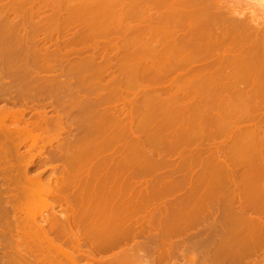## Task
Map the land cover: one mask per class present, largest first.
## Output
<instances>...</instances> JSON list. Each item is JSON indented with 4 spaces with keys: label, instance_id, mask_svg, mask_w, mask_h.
<instances>
[{
    "label": "bare ground",
    "instance_id": "1",
    "mask_svg": "<svg viewBox=\"0 0 264 264\" xmlns=\"http://www.w3.org/2000/svg\"><path fill=\"white\" fill-rule=\"evenodd\" d=\"M214 2L215 0H0V28L7 31L10 39L19 45L18 49H12V56L10 53L9 55L15 59L22 57L23 60H28L22 61L24 64L31 62L28 63L29 67L33 66V69L30 67L32 70L25 69L31 72L24 70V74L22 71L23 77L32 78L36 73L35 81L40 83L48 79L38 75L47 64L52 69L60 67V71L68 68L65 72L71 74V77L67 74L69 80H74L72 75H77L76 82L85 88L82 91L86 94L77 102L80 101L81 105L84 103V107L87 106L85 110L90 108L94 111V117L93 113L86 112L89 117L92 115L90 122L93 124L88 122L89 117L86 119L82 116L89 127L82 125V135L75 138L73 144L68 143L78 152L76 156L73 154L74 157L70 154L73 163L69 162L71 167L65 168L66 174L62 171L64 176L55 179L58 185H55L57 188L53 186L54 189L51 179L48 178L45 183L39 180L36 182L32 176L27 175L36 155L33 150L51 132L52 120H49L47 112L42 109L37 112L38 121L24 122L26 113L30 111L28 103L37 102L40 95L44 96L43 93L39 92L38 95L36 92L37 99L35 94L29 95L30 90L28 94L25 89V94L18 89L19 95L15 93L16 99L12 100H22L17 103H25L27 106L24 105L23 109L0 107V238L5 240L3 242H8V251H5L2 246L4 244L5 248L6 243L2 244L1 241L0 264H53L52 258L46 257L50 248L56 249L55 252L62 256H59L60 259L57 257L58 263L55 264H81V261L86 264H128L124 260L129 252L125 247L137 243V237L142 236L147 241L154 242L155 252L159 253L156 261L158 259V264L164 263L173 257L176 246H179L173 242V238L182 237L181 233L200 223V216L207 212L210 217L215 207L217 210L222 209L224 216L218 219L213 214L210 224L205 227L208 235L201 238V246L209 254L206 264H247L249 261L245 263L244 260L261 251L259 248L264 245V26H261L254 15L224 11L225 9H221L222 5L220 7ZM153 5L158 8H151ZM49 7L53 9H50L54 12L52 16L50 13L46 14ZM148 7L155 12L153 10L150 13ZM47 16L50 20L45 19ZM130 19H136L137 23L133 24ZM78 28L79 31L75 30L76 34L69 37L71 34L68 32ZM3 30L0 29L1 32ZM131 31L134 36L130 35L128 38L126 35ZM40 32L42 35L44 33V38L39 36L42 39L38 38ZM120 33L119 37H123L124 41L116 44L117 40H113L115 43L101 47L100 39L108 40L113 34ZM47 39H55V47L50 40V44L46 43ZM52 46L53 50L50 49ZM97 50H102V53ZM96 51L101 55H97L101 62L95 56ZM88 52L92 55L84 58L83 55ZM9 59L4 60H8V63ZM15 62L18 63L17 60L12 63ZM111 70H116L117 74L115 71L112 74ZM9 71L13 72L11 69ZM12 74L17 77L13 78L17 81L22 77ZM31 78H25V81H34ZM21 81L20 85L25 83L24 80ZM68 83L70 81L67 85ZM164 83L169 84L171 89L164 87ZM22 87L24 89L26 85ZM65 91L67 93V89ZM68 91L70 92L69 89ZM33 98L37 100L34 101ZM121 103H124L125 108L119 107ZM61 116H58L57 121ZM82 120L76 122L83 124L85 121ZM247 120L254 123L244 126L243 123ZM58 123L62 127L61 119ZM74 125L77 126L76 123ZM63 131L66 130L62 128L57 132L60 135ZM217 135L225 136L231 142L230 153L227 149L232 158L231 163L239 167L245 166L240 177L231 168L232 164L228 165L230 162L227 164V161L224 163L217 153L216 158L214 155V158L211 157L212 162L211 158L207 159L211 165L214 162L212 168L209 164V168H205L198 177L190 176L187 179L186 176L185 179L191 186L188 200L174 202L171 209L166 205L164 209L158 208L159 206L155 208L152 200L154 195L158 196L162 191L167 177H159L156 184L152 185L153 195L149 194V190L143 192L145 188L139 190L141 188H137V181L134 182L129 177L135 171L141 174L163 171L162 168L170 167V162L176 157H183L180 163L182 166L186 163L190 167L195 161L197 164L202 158V148L208 144L205 141L210 143L217 139ZM64 141L66 145L67 139ZM29 143L32 145L27 150L30 156L27 160V155H20L19 150ZM199 145L202 147L198 148ZM44 146L46 147L44 144L40 148L44 150ZM196 147L199 154L197 152L196 157L190 153L191 156L189 151L192 152ZM42 153L39 152L40 155ZM188 154L190 156H186ZM20 157L26 165L23 176L27 175L28 186L26 183L22 184V175L18 172ZM16 160L19 162L16 163ZM135 167L138 169L135 170ZM235 173L238 174V180ZM174 180L176 179L170 177L172 186L168 189L176 194V191L181 190L177 185L178 181L176 183ZM39 185L47 188L43 186L45 189L42 190ZM20 191L26 199L35 193H39L44 201L52 198L63 208L66 214H60L56 220L53 217L57 225L51 218V223L47 222L55 225H49L55 227H49L53 232H47L49 228L46 231V225L36 223L35 219L32 220L36 224V227L33 226L35 228L28 220L18 221L29 207L28 199H25L27 203L20 201ZM161 193L163 195V191ZM221 197L226 198L224 203ZM215 202L219 203L214 207ZM9 216L12 223L10 218L7 219ZM26 226L32 228L29 230L33 234L31 244L25 239L26 236L30 237L27 229L26 233L23 231ZM206 229L203 227L204 232ZM14 231L19 233L15 234L18 235L17 238L14 237ZM10 233L15 240L9 241L11 237L7 239ZM6 234L7 241L3 238ZM10 243L12 244L8 245ZM35 245L40 247L35 251L46 250L45 257L41 252L39 254L33 250ZM69 245H75L76 250L75 247L74 250L71 249L74 254L63 248ZM198 246L196 245L197 248ZM83 247L87 249L86 252ZM115 248L123 252L110 254L111 256L106 253L108 260L105 257H100L99 260L95 258L107 251L113 253ZM256 262L255 259L253 263ZM191 264L196 262L191 260Z\"/></svg>",
    "mask_w": 264,
    "mask_h": 264
},
{
    "label": "rangeland",
    "instance_id": "2",
    "mask_svg": "<svg viewBox=\"0 0 264 264\" xmlns=\"http://www.w3.org/2000/svg\"><path fill=\"white\" fill-rule=\"evenodd\" d=\"M215 4H218V6H220L221 7V5L223 6V7H221V9H225L224 11H233V12H237V13H241V14H244V15H246V16H251V15H254L255 16V18L256 19H258V22H260L262 25V27L264 26V0H215V2H214ZM220 3V4H219ZM155 7H157V6H152L151 8H154L155 9ZM149 8V7H148ZM158 8V7H157ZM156 8V9H157ZM47 9H49V11H47V10H45V11H47V15H50V16H52L53 15V11H51V10H53L52 8H47ZM51 9V10H50ZM150 9V8H149ZM148 9V10H149ZM154 9H150L151 11H149L150 13L154 10ZM158 10V9H157ZM153 12H155V10L153 11ZM48 13H50V14H48ZM246 13V14H245ZM248 13V14H247ZM257 16V17H256ZM12 17H14V14H13V16ZM48 19V20H50L49 19V17L47 16V17H45V19ZM51 18V17H50ZM131 20V22H134L133 24H136L137 23V21H136V19H130ZM55 21V20H54ZM130 22V21H129ZM80 28V27H79ZM79 28L78 29H72L70 32H68L69 34H71L70 36H69V34H68V36L69 37H73V35L74 34H76V33H74L75 32V30H77V31H79ZM1 30H3L2 28H0ZM29 31L31 30V28H29L28 29ZM28 31V32H29ZM76 31V32H77ZM132 32V31H131ZM129 32L126 36L129 38V36L130 35H132V36H134V32ZM0 57H2L1 59H0V72H2V73H0V81L2 82H0V107L2 106V107H10V108H12V109H20V108H24L23 106L24 105H26L25 103H17V102H19V101H17V102H15V101H13L12 99H14V97L15 96H17L16 94L18 93V95H19V90L18 89H20V91H22L23 93L25 92V94H27L26 93V91L28 92V94L30 93V91H31V93L29 94V95H31V94H35L34 95V97L36 96V98H37V95H36V92H38L37 94L38 95H40V93L39 92H41V94L42 95H44V96H42L41 97V95L38 97L39 98V100H37L36 98V100H37V102H34L33 103V101H31V102H29L28 103V108H30V111H28V113H26V115H25V118H24V122L26 121V120H28V121H33V122H36V121H38L37 119H39L38 118V116H37V112L39 111H41V109H42V111H46L47 112V116L48 117H50L49 118V120H52V122L50 121V129H51V132H50V135L48 134V135H46L45 136V140H44V142H39V145L40 146H38L37 145V147L33 150V153L34 154H36L35 155V158H34V160H33V165H31L29 168H28V171H27V173H29V174H27L29 177L30 176H32L31 178H33V180H35L36 182L39 180V181H42V182H46V180L49 178V179H51V181L53 182V184H52V187L54 186L55 188H57L56 186L58 185L57 183H58V181L56 182V180L55 179H57L58 177H60V176H64V174L63 173H65L66 174V171H67V169H65L66 167H71L70 166V163L72 164L73 163V158H71V156H70V154L72 155V157H74L73 156V154L76 156L77 154V152L78 151H76V149L75 148H73V146H70L68 143L69 142H71L72 144H73V141H75V138H79L78 136L80 135H82L81 133L83 132V130H82V125L83 126H85V127H89V123H90V125H92L93 123H91L90 121H92V115H93V117H94V111L92 110H90V108H89V110L87 109V110H85L86 108L85 107H87V106H85L84 107V103H83V105H81L80 104V101H78L77 102V100H81V97H83L86 93L85 92H83L82 90H84L83 89V86H81L80 84H79V82L77 83L76 81H77V79H78V76L77 75H72L73 77H75L74 78V80L71 78V80H69V75H67L68 73H66L67 71H68V68H66V72L63 70V71H60L61 70V68L60 67H56L55 69H52V68H50V66L47 64L46 66L48 67V68H46V66L45 67H43V68H45L46 70H49L48 72L50 73H48L45 69V72H44V70L43 69H41L42 67H40V69L43 71H40L41 73H39L38 75H39V77H44L45 76V78H47L48 77V79L45 81H41L40 83L39 82H36L35 80H36V76H35V74H33V76H32V78H31V76H29L32 80H34V81H31V82H29V81H25V80H27L29 77H26V76H24L23 77V74H22V71H23V73L24 74H26V72L28 73L29 71L31 72V70L33 69V66L31 65L30 67L32 68H30L29 67V64L31 63H29V62H26V64H28L27 66L29 67H27L26 66V64H24L25 62H22V61H24V60H26V59H22V57H19L18 59L16 58H14V60H13V58L11 57L12 55H11V53H12V49L13 50H15L16 48L18 49V44H15V42L13 41V39H10L11 37H10V35H8V33H7V31H5V30H3V32H1L0 31ZM6 35H5V34ZM41 34L40 35H38V38L39 39H42V38H44L43 36H44V33H43V35H42V32H40ZM131 33V34H130ZM119 35H121V33L120 34H116V35H112L113 37H108V40L106 39V38H102V39H98L99 40V42L102 44L101 45V47L103 48V47H105V44L106 45H108L109 46V44L110 43H115L116 42V44L118 43V41H113V39L114 38H119V39H122L123 37H119ZM39 36H41V37H39ZM57 36H58V34H57ZM56 36V37H57ZM117 36V37H116ZM4 37V38H3ZM6 37H7V39H6ZM55 37V38H56ZM110 38V39H109ZM104 39V40H103ZM12 40V41H11ZM48 41L46 42V41H44V42H46V43H48V42H50L51 40L50 39H47ZM50 40V41H49ZM53 40V39H52ZM106 40V41H105ZM111 41H113V42H111ZM122 41H124V39H122L119 43H121ZM12 42H14L13 44H12ZM105 42V43H104ZM53 43V44H52ZM54 43H55V39L53 40V41H51V44L52 45H54ZM104 43V44H103ZM109 43V44H108ZM118 43V44H119ZM6 44H7V46H6ZM9 44V45H8ZM48 44H50V43H48ZM115 45V44H114ZM113 45V46H114ZM9 46H10V48H9ZM13 46V47H12ZM50 46V45H49ZM7 47V48H6ZM54 47H55V45H54ZM53 46L52 47H50V49L51 50H53V48H54ZM99 47H100V45H99ZM9 48V49H8ZM8 49V50H7ZM99 49H101V48H99ZM90 51V50H89ZM97 51H99V52H101L102 50H97ZM95 52L96 54H95V56H99L100 55V53L98 54V52ZM92 52V51H91ZM91 52H88L86 55L84 54L83 56H84V58L85 57H89L90 55H92V53ZM114 52V51H113ZM124 52V51H123ZM123 52H121V53H123ZM8 53V54H7ZM9 53H10V55H9ZM90 53V54H89ZM102 53V52H101ZM7 54V55H6ZM112 55V54H111ZM114 55V54H113ZM4 56V57H3ZM6 56V57H5ZM8 56V57H7ZM97 56V57H98ZM101 56V55H100ZM12 59H11V58ZM11 59V61H10V59ZM99 58V57H98ZM4 59H9V62H14V61H16L17 60V62L19 63V61H20V59H21V61H20V63L18 64V63H12L11 65H10V63L8 62L7 63V61L8 60H4ZM100 59V58H99ZM3 60V61H2ZM13 60V61H12ZM75 60H76V58H75ZM2 61V62H1ZM6 61V62H5ZM26 61H28V60H26ZM55 61H56V59H55ZM76 61H78V60H76ZM3 62H4V64H3ZM100 62H101V59H100ZM15 64H16V66H15ZM18 64V65H17ZM21 64H22V67H21ZM41 64H44V63H41ZM12 65H14V66H12ZM45 65V64H44ZM66 66V65H65ZM20 67V68H19ZM27 67V68H26ZM68 67V66H67ZM58 68H60V70H58ZM9 69H11V70H13V72L11 71V73H14V75L16 76V74L17 75H20V77H21V75H22V77L21 78H19V80L17 81L16 79H17V77H14L13 76V74L11 75V73H10V71H9ZM17 71L16 73H15V70ZM22 69V70H21ZM25 69H31V70H29V71H26ZM7 70V71H6ZM24 70L26 71V72H24ZM50 70H53V71H50ZM55 70V71H54ZM58 70V71H57ZM36 71H38L37 69H36ZM112 71V70H111ZM115 71V73L117 74V72H116V70H113L112 71V74H113V72ZM54 72V73H53ZM91 72H92V70H91ZM12 76V78H10V75ZM20 73V74H19ZM44 74V75H43ZM59 74H61V76L62 75H64V74H66L67 76H63V77H61ZM70 74V73H69ZM88 74H89V72H88ZM111 74V73H110ZM8 77H7V76ZM37 75V74H36ZM6 76V77H5ZM76 76H77V78H76ZM109 76V75H108ZM19 77V76H18ZM33 77H35V79H33ZM55 77V78H54ZM70 77H71V74H70ZM9 78H10V80H9ZM13 78H16L15 80L13 79ZM22 78H24V79H22ZM25 78H27V79H25ZM109 78V77H108ZM107 78V79H108ZM12 79H13V81H15V82H17V83H15L14 84V82L12 81ZM30 79V80H31ZM49 79H50V81H49ZM62 80V82H61V80ZM21 80H24L25 81V83L24 84H21L22 86H25L26 85V87L23 89V87L20 85V82L22 83V81ZM11 81H12V83H11ZM48 81V82H47ZM70 81V83H68V85H67V82H69ZM28 82H29V84H28ZM33 82V83H32ZM38 83V84H36V83ZM45 82V83H44ZM47 82V83H46ZM50 82V83H49ZM64 82H65V84L66 85H64ZM77 84H76V83ZM107 82V81H106ZM43 83V85H41ZM55 83V84H54ZM105 83V82H104ZM169 83V82H168ZM28 84V85H27ZM34 84V85H33ZM44 84H46V85H44ZM51 84V86H49ZM54 84V85H53ZM79 84V85H78ZM165 84V83H164ZM3 85V86H2ZM17 85V86H16ZM20 85V86H19ZM63 85V86H62ZM166 85H168V86H166ZM30 86V87H29ZM46 86V87H45ZM53 86V88L51 89V87ZM82 87L81 89L79 88V87ZM152 86H154V87H157L158 85H152ZM164 87H170L169 86V84H165V85H163ZM13 87V88H12ZM22 87V88H21ZM65 87H67V88H65ZM71 87V88H70ZM154 87H152V88H154ZM163 87V88H164ZM13 90H12V89ZM29 88V89H28ZM55 88V89H54ZM58 88V89H57ZM5 89V90H4ZM16 89H17V92H15L16 91ZM25 89H27L26 91H25ZM39 89H41V90H39ZM42 89H43V91H42ZM47 89V90H46ZM62 89V90H61ZM67 89V93H66V90ZM68 89L70 90V92L68 91ZM73 89H75L74 91H73ZM169 89H171V88H169ZM8 90H10V91H8ZM30 90V91H29ZM53 90V91H52ZM79 90H80V92H79ZM57 91V92H56ZM82 91V92H81ZM85 91V90H84ZM4 92V93H3ZM11 92V93H10ZM14 92V94L12 95V93ZM48 92V93H47ZM54 92H55V94H54ZM73 92V93H72ZM78 92V93H77ZM11 95H10V94ZM16 93V94H15ZM52 93V94H51ZM63 93V94H62ZM51 94V95H50ZM66 94V95H65ZM74 94V95H73ZM20 95H22L21 94V92H20ZM69 95H71V96H69ZM80 97H78V96ZM2 96H3V98H2ZM5 96V97H4ZM32 96V95H31ZM53 96V97H52ZM11 97V98H10ZM62 97V99H60ZM64 97V98H63ZM77 97V98H76ZM55 98H57V100L55 99ZM72 98V99H71ZM74 98H76V101H74ZM10 99V100H9ZM16 99V98H15ZM14 99V100H15ZM34 99V98H33ZM35 99H34V101H35ZM42 99V100H41ZM70 99V100H69ZM9 100V101H8ZM71 100L73 101L72 103H71ZM10 102V103H9ZM20 102H22V100L20 101ZM75 102V103H74ZM79 103L80 104V106L77 104V103ZM82 102V101H81ZM16 103V104H15ZM53 103V104H52ZM64 103V104H63ZM9 104V105H8ZM23 104V105H22ZM45 104V105H44ZM75 104V105H74ZM38 105V106H37ZM53 105V106H52ZM64 105V106H63ZM74 105V106H73ZM86 105V104H85ZM121 106H119V107H121V108H123V106H124V108H125V105H124V103H121L120 104ZM27 106V105H26ZM56 106V107H55ZM61 106V107H60ZM1 107V108H2ZM75 107H77V108H75ZM82 107V108H81ZM83 107H84V110H83ZM39 108V109H38ZM75 108V109H74ZM209 110H213V109H209ZM91 111V112H90ZM214 111V110H213ZM264 111V110H263ZM35 112V113H34ZM86 113V112H88V114H92V115H90V117L87 115V113H86V117L83 115V113ZM90 112V113H89ZM76 113V114H75ZM80 113V114H79ZM84 113V114H85ZM63 117H62V116ZM58 116H61L60 117V119H61V121H62V123H63V125H62V127L61 126H58L60 123H58V121L60 120H58L57 121V119L59 118ZM84 118H86L87 119V117H89L88 119H89V123L87 124V120L86 119H84V120H82V118L83 117ZM77 117H79V119L77 118ZM81 117V118H80ZM63 118V119H62ZM91 119V120H90ZM36 120V121H35ZM76 120H82V121H80L81 123H83V124H80L79 122V125H78V123L76 122ZM23 121V120H22ZM56 121V122H55ZM65 121V122H64ZM252 120H247V121H244L245 123H243V124H245L244 126H247V125H252L254 122L252 121ZM259 120H256V122H258ZM7 122H10V120H7ZM23 122V123H24ZM248 122V123H247ZM61 123V124H62ZM77 124V126L76 125H74V124ZM55 124V125H54ZM87 124V125H86ZM56 127V128H55ZM58 127H61L60 129H62V128H64L66 131H63L60 135H59V133L60 132H57V131H59L60 129L58 128ZM78 127H80L78 130H77V128ZM84 127V128H85ZM58 128V129H57ZM83 128V129H84ZM245 128V127H244ZM80 130H81V133H80ZM79 132V133H78ZM39 133V132H38ZM52 133V134H51ZM65 133V134H64ZM53 135V136H52ZM58 135H59V137H58ZM218 136V135H217ZM216 137V136H215ZM23 138V137H22ZM57 140H56V139ZM65 138V139H64ZM217 139H215L214 141L213 140H211V141H213L212 143H215V144H213L212 145V143H211V141H210V143L209 142H207V141H205L206 143H208L210 146L212 145V146H215V147H212V148H210V149H208V150H206L204 153V155H203V153H202V155H203V157H202V155H201V159H199V161H204L205 162V164H204V162H200V163H198L197 162V164H196V161H195V163L194 162H192L191 164H192V166H186V163H185V166H182L180 163H182V159H183V157H181V158H178V157H176L177 159H175L174 161V163H177V162H179L178 163V165H174V163H173V161L172 162H170V164L169 165H171V163L173 164V168H172V170L170 169L171 167H169V166H167V167H165V168H162L163 169V171H158L157 173H147V174H141V173H137L138 171H135L134 173H133V175L132 174H129V177H132V179H133V181L134 182H136L137 181V188H141V189H139V190H143L144 188V190H143V192L145 191V190H149V194H152L151 193V190H152V185L153 184H156V182H157V180H158V178L159 177H163V176H165V177H167L166 179V182L164 181L163 182V186H162V184H161V186H162V191H163V195H162V191L159 193V195L157 196V195H154L153 197H152V200H154L153 201V203H154V206H155V208H157V206H159L158 208H160L161 207V209L163 208L164 209V207H165V205L166 206H168L170 209H171V205L174 203V202H176V203H179L180 201H183L184 202V200H188V194H190V184L188 183L189 181L187 180L188 179V177H190V176H192V177H198L201 173H202V171L205 169V168H212L211 166H213V163H212V165L210 164V162H212V158H216V156H218V154L215 156L214 155V157H213V155L212 156H210V157H207L208 155H209V153H214L215 152V149H219V148H226V149H229V153H230V144H231V142L230 141H228V140H226L227 138H225V136H218V137H216ZM222 138H224V140L222 139ZM67 139V144L65 145V141L64 140H66ZM76 139V140H77ZM48 140H50V142H48ZM223 140V141H222ZM16 142H17V140H15ZM61 141V142H60ZM205 142L203 143V145H202V143H200V145H202V146H204V144H205ZM217 142V143H216ZM49 143H51V144H49ZM219 143V144H218ZM230 143V144H229ZM30 144L32 145V143H29V144H27L25 147L23 146V147H21L20 149L21 150H19L20 151V153L18 152L17 154H20V155H23L24 153V157H26V155H27V160L30 158V156L28 155V149H29V147H30ZM46 145V147H45V149L43 150L42 148H40L42 145ZM63 144V145H62ZM208 144H206V145H208ZM29 145V146H28ZM199 145V146H200ZM70 146V147H69ZM198 146V148H201L202 146H200L199 147ZM67 147V148H66ZM71 147L73 148V149H71ZM215 148V149H214ZM42 149V150H41ZM67 149V150H66ZM193 149H195V148H193ZM202 149H204V148H202ZM40 150V151H39ZM63 150V151H62ZM213 150V151H212ZM38 151V152H37ZM42 151H43V153H42ZM61 151V152H60ZM73 151H75V153L73 152ZM81 151H82V148H81ZM189 151V150H188ZM191 151V150H190ZM189 151V154L190 153H193L194 155L197 153V154H199V151H198V149H197V147H196V149L195 150H192V152H190ZM201 151V150H200ZM39 152H41L42 154L40 155L39 154ZM58 152H60V153H58ZM67 152V153H66ZM102 152H104V150H102ZM23 153V154H22ZM81 153H83V152H81ZM220 153H224V150L223 149H220ZM229 153H227V155L229 156H227L226 158H225V160H222V158H220V156H218V158L220 159V160H222L223 162L225 161H227V164H228V162H230L228 165H230V164H232V165H230L231 166V168L232 167H234L235 165L233 164V163H231L232 162V158H230L231 156H230V154ZM67 154H68V157H67ZM186 154H187V152H186ZM186 155V156H190V155ZM13 155H15V153H13ZM194 155H193V157H194ZM42 156H44V158L42 157ZM64 156L66 157V158H64ZM192 156V155H191ZM196 156V155H195ZM13 157H15V156H13ZM197 157V156H196ZM207 157V158H206ZM212 157V158H211ZM21 159H18V160H20V164L18 163L19 161H17L16 163H18L17 164V166L19 165L20 166V168H19V166H18V172H19V174H21V175H19V176H21L20 177V179H21V182H22V184H25L26 183V185L28 186L29 185V183H28V181H27V175H25V176H23V174H24V170H25V162L23 163V159H22V157H20ZM116 158H118V157H116ZM195 158V157H194ZM210 159L211 161L209 162V160H207V159ZM47 159H49V160H47ZM71 159V160H70ZM203 159V160H202ZM227 159V160H226ZM231 161H230V160ZM75 160V159H74ZM173 160V159H172ZM229 160V161H228ZM72 161V162H71ZM171 161V160H170ZM208 161V162H207ZM67 162V163H66ZM70 162V163H69ZM223 162H222V164H223ZM224 162V163H225ZM206 163H208V165L206 164ZM87 164V163H86ZM135 164V163H134ZM180 164V165H179ZM200 164V165H199ZM209 164H210V166H209ZM23 165V166H22ZM25 165V166H24ZM85 165V164H84ZM187 165H189V164H187ZM202 165V166H201ZM87 166H88V164H87ZM206 166V167H205ZM209 166V167H208ZM229 166V167H230ZM239 167V165H236L235 167ZM22 167V168H21ZM185 167V168H184ZM241 167H245V166H241ZM85 168H86V165H85ZM84 168V169H85ZM65 169V170H64ZM136 169H138V168H136L135 167V170ZM161 169V170H162ZM181 169V170H180ZM233 169V168H232ZM245 169V168H244ZM86 170H87V168H86ZM178 170V171H177ZM241 170V168H239L238 169V171H240ZM62 171H63V173H62ZM171 171V172H170ZM173 171V172H172ZM192 171V172H191ZM235 171V170H234ZM22 172V173H21ZM174 172H176L175 174H174ZM244 172V170L242 171V173ZM167 173V174H166ZM241 173V174H242ZM79 174H81V173H79ZM161 174V175H160ZM83 177L85 176V175H83V174H81ZM137 175V176H136ZM167 175V176H166ZM195 175V176H194ZM54 176V177H53ZM151 176V177H150ZM171 178H173V179H176V180H174V182H176L177 183V181H178V183H177V185H178V187H180V190L181 191H179L178 190V192L176 191V194H174V192H173V190L170 192V186H172L171 185V183H170V177ZM186 176H187V179H185L186 178ZM134 177V178H133ZM25 178V179H24ZM23 179H24V181H23ZM179 179V180H178ZM193 179V178H192ZM55 180V181H54ZM149 180V181H148ZM185 181H186V183L187 184H189V185H187L186 183H185ZM194 181V183H195V179L193 180ZM192 181V182H193ZM55 182V183H54ZM152 182V183H151ZM155 182V183H154ZM160 182H162V181H160ZM142 183H144V184H142ZM57 184V185H56ZM168 186H167V185ZM56 185V186H55ZM164 185H165V187H164ZM179 185H181V186H179ZM41 186V187H40ZM43 186L45 187V188H47L45 185H39V188L40 189H45V188H43ZM151 186V187H150ZM53 187V188H54ZM148 187V188H147ZM54 188V189H55ZM151 188V189H150ZM167 190H166V189ZM169 188V189H168ZM21 190V189H20ZM165 190V191H164ZM4 192H6V189L4 190ZM165 192H166V194H165ZM13 193H14V191H13ZM239 193V192H238ZM183 194V195H182ZM153 195V194H152ZM24 196V194H23V192L22 191H20V201L22 202V201H24L25 202V197H23ZM161 196V197H160ZM154 197H156V198H154ZM158 197V198H157ZM27 199H28V201H29V207H27V209H26V214H22L21 215V217H20V219L18 220V221H20V220H22V222L23 221H27L28 220V222H30V224H32V227L33 226H35L36 227V224H35V222H33L32 220L33 219H35L36 220V223H39L40 225H42V224H44V225H46V226H44V227H46L45 229H46V231L48 230L47 228H55V227H51V226H53L54 224H56L57 225V223H54V219L55 218H57L58 216H60V214H66V212L63 210V208L61 209V207L60 206H58L59 204H58V202L56 201V200H53L52 198H48L47 200H43L41 197H40V194L39 193H35V194H33L31 197L29 196V198L27 197ZM27 199H26V201H27ZM41 199V200H40ZM221 199V201H223V203L226 201V198H220ZM49 200V201H48ZM191 200V199H190ZM53 201V202H52ZM172 201V202H171ZM25 203H27V202H25ZM55 203V204H54ZM57 203V204H56ZM217 203V204H216ZM218 203L219 202H215V204H214V207H215V205L217 206L218 205ZM27 204V205H28ZM53 204H54V206H53ZM160 204V205H159ZM220 204H222V203H220ZM37 207V208H36ZM153 207V206H152ZM151 207V209L153 210V208ZM221 207H222V205H221ZM28 208H30V209H28ZM154 208V209H155ZM213 212H212V214L210 215V217H212V215H213V217H215V218H221V216H222V218H223V216H224V211H221L222 209H218L217 210V208L215 207V209L213 208ZM215 210H217V211H215ZM27 211H29L28 213H27ZM52 211H53V213H52ZM24 212V213H25ZM57 214H56V213ZM7 213V212H6ZM3 214V213H2ZM1 214V215H2ZM28 214V215H27ZM54 214V215H53ZM4 215V214H3ZM6 215V214H5ZM10 215V214H9ZM37 216V217H36ZM24 217V218H23ZM53 217H54V219H53ZM201 217V221H200V223H197L196 224V226H194L192 229H189V231L188 230H186V231H182L183 233H181V236L182 237H179V238H177V237H175V238H173V242H175V244H178L179 246H176V249L175 250H177V251H175L174 249V253L175 254H173V257H171V259L170 258H168L164 263H159V264H191V260H193L194 262H196V264H206L205 263V260L208 258V251H206V250H204L203 248H202V246H201V243H202V239H203V236H204V238L205 237H207V229L205 228L206 226H207V224L210 222L209 220H210V217L208 216V212H207V214H205V215H203V216H200ZM205 217V218H204ZM7 218V217H6ZM11 219V216H9L7 219ZM50 218H51V220H52V222L54 223L53 225L52 224H49V223H47V222H50L51 223V221H50ZM203 218V219H202ZM26 219V220H25ZM49 219V220H48ZM31 220V221H30ZM48 220V221H47ZM56 220V219H55ZM9 221V220H8ZM11 222L10 223H12V219L10 220ZM57 221H58V219H57ZM21 222V221H20ZM56 222V221H55ZM35 224V225H34ZM210 224V223H209ZM47 225H48V227H47ZM49 225H51V226H49ZM55 226V225H54ZM27 227V228H26ZM24 229H23V231L26 233V231L27 232H30L29 230H32V228L31 229H29L28 228V226H26ZM35 227H33V228H35ZM203 227H204V229H206L205 230V232H204V230H203ZM49 228V230L47 231V232H50V230L52 231V229H50ZM27 229V230H26ZM2 230V229H1ZM26 230V231H25ZM54 230H57V229H54ZM190 230H192L193 232H191ZM23 232V233H24ZM32 232V231H31ZM29 233V235H30V237L29 236H26L25 237V239H26V241H29L30 242V244L32 243L31 241H32V237H31V235H33L32 233ZM53 232V231H52ZM55 233H56V231H54ZM185 232H189V234L187 235V233H185ZM18 232H15L14 231V237H16V236H18V235H15V234H17ZM25 233L23 234L24 236H25ZM51 233V232H50ZM55 233H52V235L53 236H55ZM150 233L151 234H154V232L152 233L151 231H150ZM202 233H205V235H203ZM19 234V233H18ZM28 234V233H27ZM26 234V235H27ZM183 234V235H182ZM198 234H202L201 236H199ZM1 235L2 234H0V237H1ZM9 235V237L7 238V239H9L10 237V239H9V241H11V239H13V240H15L14 239V237H13V235H11V233L10 234H8ZM11 235V236H10ZM184 235H186V236H184ZM154 236V235H153ZM184 236V237H183ZM197 236V237H196ZM199 236V237H198ZM5 237H7V234L4 236L3 235V238H5ZM28 238H30V240H28ZM184 238V239H183ZM202 238V239H201ZM6 239V238H5ZM7 239H6V241H7ZM177 239V240H176ZM3 241H5L4 239H2ZM1 238H0V246H2L1 245ZM2 241V244L3 243H6V242H3ZM138 241H140V242H138ZM143 241H144V243H143ZM145 241H147V238L145 237V236H142V237H137V239H136V242L137 243H139V246L141 247H139V246H137V243H135V244H130L129 246H127V247H125L126 248V250H128L129 252H128V254H126L127 253V251L125 252V254L127 255H125L124 256V260H126V262H128V264H130L131 262L130 261H132V263L131 264H158L157 262H158V259H157V261H156V258H157V254H159L157 251L155 252V247H156V245L154 244V242H149V241H147V243H148V245H146L147 243L145 242ZM200 241V242H199ZM13 242V241H12ZM56 243H58V241L56 240L55 241ZM199 242V243H198ZM8 243V242H7ZM7 243H6V245H5V248H4V244H3V246H2V248L5 250L6 248H7ZM14 243V242H13ZM151 243V244H150ZM12 243H10V244H8V245H11ZM195 244V245H194ZM198 244H199V246H198ZM134 245V246H133ZM190 245L191 246H193V247H191V248H187L186 246H189L190 247ZM196 245L199 247V248H197L196 247ZM45 246H47V244L45 245ZM132 246V247H131ZM44 247V246H43ZM47 247H49V245L47 246ZM46 247V248H47ZM74 247H75V245H74ZM74 247H72L71 245H69V246H65V247H63L64 249H66V251L69 253V251H70V253L71 254H74V252H73V250H74ZM138 247V248H137ZM1 248V249H2ZM39 248L40 247H38V246H34L33 247V250L35 249H38L39 250ZM45 248V249H46ZM127 248H129V249H127ZM140 248V249H139ZM197 248V249H196ZM8 249V248H7ZM5 250V251H8V250ZM41 249H42V247H41ZM50 249H51V251L53 252L52 254H50L51 253V251H50ZM50 249H48L47 251H50V253H49V255L47 256L46 255V257H49L50 259H51V261L52 262H54L53 264H55V263H58V258H59V254H57V251L55 252V250H52V248H50ZM71 249H73V250H71ZM124 249V248H123ZM34 250V251H35ZM38 250L37 251H35V252H38ZM43 250H44V248H43ZM75 250H76V247H75ZM83 250L85 251H87V249L85 248L84 249V247H83ZM120 249H118V248H115L114 250H113V253H112V251H107V252H105V253H100V255L98 254V255H96L95 256V258H98V260H99V258L100 257H105L104 259H106V260H108L107 259V254H108V256L111 254V255H113V254H115L116 252H123V251H119ZM140 250H142V251H140ZM259 250H261V251H258L257 253H258V255H257V253H256V255L254 254V255H251L250 256V258L249 259H246V260H244V262L246 261H249V262H247V264H252L253 262H254V260L256 259L257 260V262L256 263H253V264H264V245H262L260 248H259ZM85 251V252H86ZM115 251V252H114ZM125 251V250H124ZM135 251V252H134ZM138 253H137V252ZM39 252H41V251H39ZM38 252V253H39ZM43 252V251H42ZM41 252V254H42V256H43V254H44V257H45V254H46V250H44V252L42 253ZM66 252V253H67ZM73 252V253H72ZM57 254V256L55 257L54 256V254ZM107 253V254H106ZM136 253H137V255H136ZM35 254H37V253H35ZM40 254V253H39ZM179 254V255H178ZM262 254V255H261ZM38 255V254H37ZM55 257V258H57V259H55V258H53V256ZM103 255V256H102ZM110 255V256H111ZM128 255H129V257H128ZM52 256V257H51ZM133 256V257H132ZM175 256V257H174ZM261 256V257H260ZM60 257H62V256H60ZM132 257V258H131ZM255 257V258H254ZM40 258H42L41 257V255H40ZM103 258H101V259H103ZM252 258V259H251ZM53 259H55L56 260V262H55V260H53ZM60 259V258H59ZM61 259H63V258H61ZM65 259V258H64ZM132 259V260H131ZM254 259V260H253ZM65 261H67V260H65ZM155 261V262H154ZM259 261V262H258ZM146 262V263H145ZM148 262V263H147ZM174 262V263H173ZM245 262V263H246ZM81 264H86V262H83V261H81L80 262Z\"/></svg>",
    "mask_w": 264,
    "mask_h": 264
},
{
    "label": "flooded vegetation",
    "instance_id": "3",
    "mask_svg": "<svg viewBox=\"0 0 264 264\" xmlns=\"http://www.w3.org/2000/svg\"><path fill=\"white\" fill-rule=\"evenodd\" d=\"M113 40H114V41L117 40L118 42H120L122 39L114 38ZM212 147H215V146H209V145L204 146L203 155L205 154L204 152H205L206 150H208V149H210V148H212ZM214 149H215V148H214ZM220 149H221V148H219V149H215V152H214V153H209L208 156H212V155H215V154L218 153L219 156L222 157V160L225 159V158H226V155H227V153H228V150H227L226 148H224V149L222 148V149L224 150V153L222 154V153H220V151H219ZM203 155H202V157H203ZM223 155H224V156H223ZM208 156H207V157H208ZM207 157H206V158H207ZM175 159H177V158H174L173 160H175ZM173 160H172V161H173ZM174 162H175V161H173V163H174ZM179 162H180V161H179ZM179 162L174 163V165H178ZM170 167H171L170 169L172 170V168H173V164H171ZM205 167H206V166H205ZM232 168H233V170H235V172H238L239 176H238L237 173H235V175H236L235 178L238 180L237 176H238V177L241 176L240 173H242V171L244 170V167H239V168H241L240 171H238V169H239L238 167H236V168H235V167H232ZM174 174H175V172H174Z\"/></svg>",
    "mask_w": 264,
    "mask_h": 264
}]
</instances>
